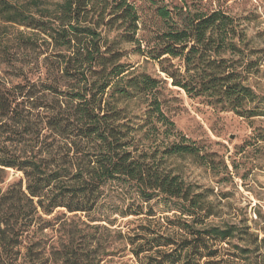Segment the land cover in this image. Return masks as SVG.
<instances>
[{"label": "trees", "instance_id": "1", "mask_svg": "<svg viewBox=\"0 0 264 264\" xmlns=\"http://www.w3.org/2000/svg\"><path fill=\"white\" fill-rule=\"evenodd\" d=\"M0 18L23 26L21 45L39 54L37 80L30 76L29 60L28 70L20 69L24 82L0 80V181L8 169L23 174L0 194V237L8 260L24 232L38 224L46 227L43 215L57 209L90 213L102 187L113 180L132 187L145 201L162 195L197 205L198 195L190 198V186L178 175L134 154L129 103H148L147 126L150 117L165 123L159 93L161 83L169 80L190 97L220 103L222 110H236L254 99L249 87L231 83L235 78L226 72L222 54L239 47L233 17L191 0H0ZM127 43L158 62L168 80L132 70L134 65L123 60ZM31 56L28 52L25 58ZM261 111L255 106L243 114L264 115ZM166 124L174 125L170 120ZM195 150L174 141L164 153ZM142 213L143 204L124 212ZM206 232L221 238L230 233L218 228ZM167 239L155 238L158 245L173 243ZM38 244L31 242L30 258ZM167 257L178 261L172 253Z\"/></svg>", "mask_w": 264, "mask_h": 264}, {"label": "rangeland", "instance_id": "2", "mask_svg": "<svg viewBox=\"0 0 264 264\" xmlns=\"http://www.w3.org/2000/svg\"><path fill=\"white\" fill-rule=\"evenodd\" d=\"M191 1L208 10L221 9L237 23L238 50L222 56L229 66L226 72L235 78L231 83L249 87L254 99L238 106L236 110L242 113L222 110L220 103L214 106L210 98L190 97L169 80L161 83L159 93L164 124L150 117L149 125H143L148 115L144 99L130 102L128 110L135 126L130 147L134 154L178 175L190 186V198L198 195L197 205L184 198L165 200L162 195L145 201L132 187L113 180L102 187L94 211L57 209L43 215L46 227L38 224L24 232L11 261L0 237V264H264V115L243 114L255 106L264 114V0ZM24 30L0 18V80L11 85L24 82L20 69L28 70L26 60L32 67V80L39 75L37 50L21 45L19 32ZM123 49V60L134 65L132 70L168 80L158 62L135 52L133 44H123ZM28 52L32 56L26 59ZM167 120L174 125L166 124ZM174 141L196 150L184 155L164 153ZM22 175L8 169L1 177L0 194ZM133 204H143V213L124 214ZM210 228L230 233L225 238L213 237L206 232ZM155 238H169L173 243L158 245ZM33 240L39 244L30 258ZM140 248L145 251L137 254ZM171 253L178 256L175 263L167 257Z\"/></svg>", "mask_w": 264, "mask_h": 264}]
</instances>
